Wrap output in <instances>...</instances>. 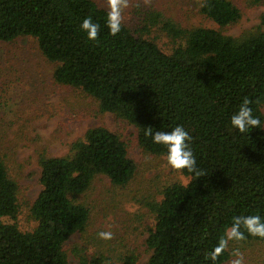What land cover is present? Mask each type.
<instances>
[{"label":"trees","instance_id":"trees-1","mask_svg":"<svg viewBox=\"0 0 264 264\" xmlns=\"http://www.w3.org/2000/svg\"><path fill=\"white\" fill-rule=\"evenodd\" d=\"M188 4L220 29L241 18L232 0ZM162 8L145 12L141 30L133 32L122 23L113 36L106 25L108 9L98 0H0V43L33 38L41 55L56 65L53 81L80 90L101 113L133 126L145 154L165 160L167 155L165 146L145 136L147 127L153 133L178 125L188 131L187 143L205 175L178 171L189 178L186 185L171 184L159 201L143 202L154 220L145 240L151 253L146 264H212L209 253L233 217L264 220V129L240 133L231 125L247 98L264 127V31L258 27L231 37L186 26ZM89 16L100 25L97 40L81 30ZM152 29L171 41L169 54L139 33ZM38 164L41 190L30 207L36 226L23 232L15 223L17 184L0 157V264H69L65 246L77 233L95 246L92 256L73 247L78 264H136L134 250L117 252L98 238L99 232L89 235L91 209L79 202L99 176L113 187H126L133 179L136 165L119 136L105 127L88 129L66 156L41 155ZM245 236L239 242L264 243L246 231ZM230 258L226 250L216 264Z\"/></svg>","mask_w":264,"mask_h":264},{"label":"rangeland","instance_id":"rangeland-1","mask_svg":"<svg viewBox=\"0 0 264 264\" xmlns=\"http://www.w3.org/2000/svg\"><path fill=\"white\" fill-rule=\"evenodd\" d=\"M232 1L241 10V18L224 29L198 14L188 0H151L147 5L143 0H129L122 23L133 32L141 30L145 12L151 6H162L186 26L214 29L231 37L254 32L258 27L264 31V0ZM98 4L108 9L106 0H98ZM139 33L153 40L164 53L171 52V41L157 29ZM55 67L41 55L31 37L0 43V157L17 184L19 211L15 223L23 232L36 226L30 207L41 190L39 157H64L70 144L81 139L88 129L105 127L126 144L136 172L126 187H113L103 176L94 180L91 189L79 198L92 213L86 231L90 236L111 231L113 239L104 240L107 245L117 252L132 249L139 256L136 264H146L151 253L145 240L154 220L143 202L159 201L165 187L174 183L186 185L189 178L172 169L164 158L145 154L136 142L133 126L113 114L101 113L97 102L80 90L56 84L52 78ZM75 245L84 248L87 256L95 252V246L86 245L85 236L77 233L65 246L69 264H78L71 253ZM235 248L244 254L245 264H264V243H232L228 250Z\"/></svg>","mask_w":264,"mask_h":264},{"label":"clouds","instance_id":"clouds-1","mask_svg":"<svg viewBox=\"0 0 264 264\" xmlns=\"http://www.w3.org/2000/svg\"><path fill=\"white\" fill-rule=\"evenodd\" d=\"M108 12L106 25L110 30V34L115 36L121 31L122 22L124 19V10L129 8V0H106ZM151 0H143L145 5ZM139 7V5H137ZM81 30L86 32L89 40H97L100 25L93 22L92 17H87L81 24ZM251 101L247 98L243 100L236 111L231 116V125L239 130L240 133H248L250 129L261 128V120L253 115L250 107ZM145 136H151L153 143L163 145L167 149L166 161L167 164L174 170L181 171L186 169L189 173H194L196 178H200L205 173L196 166V159L193 155L188 141L191 136L183 126H176L171 131H155L152 127H147ZM147 159V158H146ZM245 231L252 237L264 239V220L259 215H239L232 218L231 224L226 226L222 235L219 237L216 246L209 253L212 264H216L219 257L229 249L230 242L243 241L246 239ZM98 238L102 240L113 239L111 231H101ZM233 259L229 264H245L244 254L235 248L231 251Z\"/></svg>","mask_w":264,"mask_h":264}]
</instances>
